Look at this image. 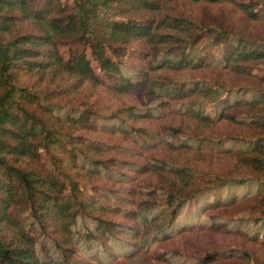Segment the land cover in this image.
<instances>
[{"label": "trees", "instance_id": "obj_1", "mask_svg": "<svg viewBox=\"0 0 264 264\" xmlns=\"http://www.w3.org/2000/svg\"><path fill=\"white\" fill-rule=\"evenodd\" d=\"M167 1L0 0V264H59L52 246L64 264H93L80 255L83 244L86 250L95 249L97 244L105 248L114 239L135 247L141 231L149 233L153 228L164 235L161 242L184 239L187 246L177 253L198 259L200 264H264V229L252 236L250 249H220L194 231L227 233L224 224H175L191 193L209 191L208 201L199 209L211 220L264 223V73L253 83L233 78L249 76L252 67L264 69V37L253 36L246 25L232 28L207 24L183 12H169ZM189 1L232 5L250 22L264 25V0ZM230 36L237 43L225 47L219 59L204 48L206 44L224 43ZM136 41L146 49L132 48ZM130 59L147 62L148 68H138L137 74H132L126 69ZM162 69L202 71L204 75L186 81L159 80L157 72ZM47 71L96 84L108 81L117 94L145 88L166 108L179 103L178 113L183 119L179 125L166 126L172 139L165 140L167 153L157 157L159 145L154 143L142 151L122 147L132 159L108 158L97 157L99 151L107 150L101 144L95 153L93 148L77 146L81 136L36 114L30 106L41 104L40 98L19 83L21 75ZM43 96L47 98V93ZM137 108L123 107L102 116L129 125V129L107 125V130L143 137L145 130L129 119L157 115L150 109L132 112ZM74 114L57 118L68 125L96 127L91 119L98 111L82 108ZM227 121L246 123L254 132L224 133L222 124ZM182 135L209 143L232 140L241 146L216 152L193 147ZM44 151L50 154L52 167L45 163ZM80 152L89 167L82 165L81 169L75 164ZM221 159L225 160L224 167L219 165ZM200 162L206 164L208 172L202 170ZM103 169L134 179L124 182L121 178L118 184L113 182L114 186L105 181L107 191L99 197L109 193L134 200L113 215H106L103 202L89 198L77 179L88 171L99 175ZM196 170L205 177L196 178ZM245 179L257 181L260 189L245 197L219 194L220 188ZM26 211L31 220L25 217ZM78 223L81 230L75 227ZM238 251L243 256L236 255Z\"/></svg>", "mask_w": 264, "mask_h": 264}, {"label": "rangeland", "instance_id": "obj_2", "mask_svg": "<svg viewBox=\"0 0 264 264\" xmlns=\"http://www.w3.org/2000/svg\"><path fill=\"white\" fill-rule=\"evenodd\" d=\"M62 1L66 3L69 0ZM165 4L166 10L169 12H183L194 19H199L201 22H205L207 24L226 25L231 26L232 28H239L246 25L248 26L249 31L252 32L253 36L264 37V25L261 23L250 22L240 9L238 10L232 5H211L207 3H195L189 0H169L165 2ZM24 31L26 30H21V32ZM236 43L237 40L230 36L224 43L218 45L210 43L206 44L204 48L213 52L216 59H219L225 47ZM132 48L141 51L146 49L145 45L141 41L134 42L132 44ZM63 51L66 52V49ZM129 62L130 65L126 69L132 74H137L136 70L138 68H148V63L143 62L142 60L130 59ZM95 67L98 72L99 70L97 65H95ZM250 70L251 74L247 77L233 78L240 83H253L257 79L258 74L264 73L263 68L252 67ZM157 74L159 76V80L172 78L185 81L204 75L202 71H176L165 69L158 71ZM19 83L34 90L35 94H37L40 98L41 104L36 102V104L30 106L36 114L47 119L51 124H54L57 127L62 128L64 131L73 134L74 136H81V139L79 140L81 145L78 143L77 146H82L84 150H86V148H93V153H95L94 149L99 144L102 145V148L107 149L99 151L97 153V157H119L122 159H132V157L127 153L122 152V147H130L134 148V150L142 151L150 149L151 145L154 143L159 145V147H156L157 149H155L156 156H163L169 149L165 142L172 140L170 135L167 133L168 129H166V126L170 123L173 125H179L183 119L181 118L182 115L178 113L181 106L179 103H172V107L166 108L165 105H162V100L160 98H155L154 94L147 92L145 88L143 89L141 87L134 88L124 94H117L107 85L108 81H105V83L102 84H96L90 80H82L76 76L61 73L59 71H47L45 73L36 72L21 75ZM43 92L47 93V98L43 96ZM44 104H52L58 108L55 106L54 107L56 109L51 108L50 106L47 107V105ZM128 106L138 107L136 111L132 110V112L136 113H143L150 109L154 111L155 115L158 117L142 118L138 120L129 119L131 124L135 125L137 128L145 130V134L142 135L143 137H140L138 133L129 136L118 130L115 132L107 130V125L123 126L128 127L127 129H129V125L120 123L119 120L102 118L105 114H114L121 108ZM207 107L210 109L214 108L212 106ZM71 108L79 110L74 112ZM82 108H92L93 110L99 112V114L93 116L91 119V124L96 125V127L92 126V128L80 125H68L65 122H59L57 116H59V118L60 116L66 117V114L70 112L78 115ZM240 119L243 120L245 118L241 117ZM222 131L224 133L235 135L251 134L254 132V129L246 123H232L227 121L222 124ZM183 136L184 135H182V137ZM183 139H185L186 142L193 147L201 146L216 152H220L223 149L241 146V143H236L232 140L222 143H209L206 141L200 142L194 139H187L185 137H183ZM144 154L151 156L148 152H145ZM44 161L49 167H52L51 156L45 151ZM75 164L79 168H81L82 165L86 167L90 166V164H88V160L81 152L78 154ZM200 165L203 167L202 170L205 172L209 171L204 162H200ZM219 165L224 167L226 165L225 160L221 159L219 161ZM85 174L86 175H82L77 178L83 183L81 186L83 192L95 202H103L102 204L105 206L103 210L106 215L116 214L121 208H124L125 205L133 203L134 200L130 197L119 198L107 193L108 195L101 198L98 194L103 192L106 193L107 190L105 188V181L109 182V185L114 186L113 182L116 183L121 180V178L124 182H134V179L123 178L116 172L107 171L105 169L102 170L101 174L96 176L90 173V171H88V174ZM193 175L196 178L205 177L201 170L194 171ZM259 189L260 183L255 180L245 179V181L240 182L238 185L229 183L225 187L220 188L219 194H235L245 197L256 193ZM210 193L211 191L196 195H192L191 193L188 202L181 207L175 224L180 226H199L201 224L208 225L211 223H214L215 225L224 224L227 233H215L211 230L199 231V229L194 231V233L200 232V238L203 239L206 237L209 245H217L220 249H226L228 246L250 249L254 243L252 236L264 229V223L261 222L258 224L247 220L230 221L224 218L211 220L207 215H203L199 209L201 204L208 201ZM151 212H154V210ZM24 215L27 219L31 220L29 211H26ZM75 227L79 230L82 229L80 223H78ZM152 230L148 233V230L145 231L143 229L141 231L142 234L135 240L137 244L135 247L129 246L126 242H120L112 239L105 248L103 245L97 244L95 249L88 248V250H86V246L83 244L80 255L93 264H97L98 262H101V264H200L198 259L191 258L185 253H177L182 251L184 252L183 248H186L187 246L184 239H171L169 241L161 242L160 239L163 238L164 235L157 234L156 228H153ZM134 250H136L135 253L131 254ZM52 253L55 258L59 260V264H64L60 253L54 246H52ZM236 255L243 256L241 251L236 252ZM241 259L245 260L242 257Z\"/></svg>", "mask_w": 264, "mask_h": 264}]
</instances>
